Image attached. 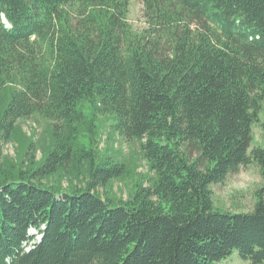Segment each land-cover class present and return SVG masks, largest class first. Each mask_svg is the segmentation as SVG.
Instances as JSON below:
<instances>
[{"label":"trees","instance_id":"1","mask_svg":"<svg viewBox=\"0 0 264 264\" xmlns=\"http://www.w3.org/2000/svg\"><path fill=\"white\" fill-rule=\"evenodd\" d=\"M130 1L0 0V264L264 262V0H141L140 31ZM35 114L39 157L18 133ZM105 119L152 173L125 198L112 183L133 169L100 152ZM250 162L253 207L215 206L211 184Z\"/></svg>","mask_w":264,"mask_h":264},{"label":"rangeland","instance_id":"2","mask_svg":"<svg viewBox=\"0 0 264 264\" xmlns=\"http://www.w3.org/2000/svg\"><path fill=\"white\" fill-rule=\"evenodd\" d=\"M127 18L132 28L137 31L146 26L141 0L130 1ZM263 123L264 100L261 103L258 120L252 125L250 148L254 145L264 144ZM47 124L45 118L36 114L18 120L20 138L27 139L31 137L37 143V157L40 156V148L48 142ZM98 147L101 153H108L116 159L124 160L128 167L133 169L128 176L113 180L112 191L116 196L125 198L135 181L141 180L142 176L152 174L148 171L146 162L139 153L137 143L133 140L122 139L115 133L110 134L109 120L107 119L103 120L100 127ZM17 149L16 140L10 139L3 143L2 154L13 159L16 156ZM261 183L262 177L258 166L254 162L240 166L236 172L228 173L222 181L211 184L214 205L231 211H248L253 207L254 192ZM62 184L65 185L64 180ZM29 231L30 233H36L35 229ZM35 236L36 240L40 237L38 234H35ZM215 264H250V262L242 258L238 251L234 249L229 255L216 261ZM260 264H264V262Z\"/></svg>","mask_w":264,"mask_h":264}]
</instances>
